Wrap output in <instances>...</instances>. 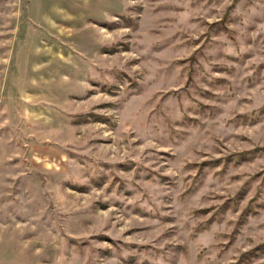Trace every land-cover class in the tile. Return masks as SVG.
<instances>
[{"label":"rangeland","instance_id":"rangeland-1","mask_svg":"<svg viewBox=\"0 0 264 264\" xmlns=\"http://www.w3.org/2000/svg\"><path fill=\"white\" fill-rule=\"evenodd\" d=\"M0 264H264V0H0Z\"/></svg>","mask_w":264,"mask_h":264}]
</instances>
